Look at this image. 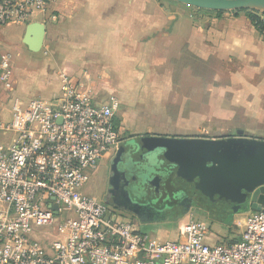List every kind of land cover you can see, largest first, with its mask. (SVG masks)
Listing matches in <instances>:
<instances>
[{
	"label": "crops",
	"instance_id": "1",
	"mask_svg": "<svg viewBox=\"0 0 264 264\" xmlns=\"http://www.w3.org/2000/svg\"><path fill=\"white\" fill-rule=\"evenodd\" d=\"M35 22L46 26L41 97L26 99L12 56L14 95L24 102L56 97L66 75L98 104L119 98L122 141L131 135L219 140L238 131L264 140V39L245 12L217 14L174 0H64L34 15ZM26 29L7 26L0 34L23 44ZM0 53H8L1 43ZM150 125L162 127L146 130ZM189 215L209 226L210 245L240 239L232 229L228 238L212 232L203 218L216 221L196 208L153 224L123 216L166 242L179 238L177 222Z\"/></svg>",
	"mask_w": 264,
	"mask_h": 264
},
{
	"label": "built area",
	"instance_id": "2",
	"mask_svg": "<svg viewBox=\"0 0 264 264\" xmlns=\"http://www.w3.org/2000/svg\"><path fill=\"white\" fill-rule=\"evenodd\" d=\"M63 1L0 0V29ZM15 91L12 55L0 53V264H264V209L237 223L235 243L208 244L194 215L163 242L83 192L122 142L117 96L98 104L66 75L50 100Z\"/></svg>",
	"mask_w": 264,
	"mask_h": 264
},
{
	"label": "water",
	"instance_id": "3",
	"mask_svg": "<svg viewBox=\"0 0 264 264\" xmlns=\"http://www.w3.org/2000/svg\"><path fill=\"white\" fill-rule=\"evenodd\" d=\"M174 1L201 10L264 14V0ZM45 37L46 26L35 22L27 26L23 44L39 53ZM117 157L126 159L122 170L127 159L132 160V171L144 185L130 183L135 198L127 191L117 200V207L135 216L139 224L163 221L167 204L180 211L206 210L220 223L244 211L245 204L252 211L264 209V140L248 137L244 131L219 140L128 136L117 149Z\"/></svg>",
	"mask_w": 264,
	"mask_h": 264
},
{
	"label": "rangeland",
	"instance_id": "4",
	"mask_svg": "<svg viewBox=\"0 0 264 264\" xmlns=\"http://www.w3.org/2000/svg\"><path fill=\"white\" fill-rule=\"evenodd\" d=\"M38 20H41V19L40 18L34 19V21H38ZM0 36H1L0 37V43L3 46V50L5 52L12 54V56L15 59V65L18 69L17 75H16V78L18 80V86L21 85L23 88L26 87L28 90L25 93V96L27 97L26 99L41 97L40 87L42 86V83L40 82V80L38 81V78H39V74L41 72V68L46 64L47 57H48V54H47L48 52H46L47 51L46 45L43 47L41 52L32 53V52L28 51V49L25 47L24 44L15 42L14 37L9 36V35L7 36V34L6 35L0 34ZM18 86H17V88H18ZM149 127L152 128L153 131L158 132V131H160L162 126L150 125V126H146V130ZM139 132H141V131H139ZM111 154L106 155L105 159L100 163V166H99V169L97 170V172L94 175H91V178L89 181L90 185L85 186L83 188V192L84 191L86 192L87 188H89V193L86 192L87 195L90 198H93L98 202L104 203L103 193L101 190L102 188L99 185L95 184L94 181L97 180L98 178H100L101 173H102V169L105 167L106 160L108 159V157ZM249 213H250V209L246 210V211H241L236 216H231L225 223H217V222L209 221L207 219H204L205 216H204L203 220L207 221L209 224L213 225L212 232L217 233V234L226 235L228 238L229 237L228 232L230 229H232V231L234 232V235H236V236L242 234L243 229H242V227H239L237 225V223L240 220H245ZM122 218L125 221H128L125 218V216H123V215H122ZM129 219H130V217H129ZM130 220L133 221L132 218ZM177 223H178V227H179L180 221H178ZM174 226L175 225L171 226L172 229H174ZM146 230H148V229H146ZM145 233H148L152 236L155 235V233L151 232V231H147Z\"/></svg>",
	"mask_w": 264,
	"mask_h": 264
},
{
	"label": "flooded vegetation",
	"instance_id": "5",
	"mask_svg": "<svg viewBox=\"0 0 264 264\" xmlns=\"http://www.w3.org/2000/svg\"><path fill=\"white\" fill-rule=\"evenodd\" d=\"M133 136V135H131ZM135 136V135H134ZM139 136V135H138ZM143 136V135H141ZM121 145V144H120ZM120 147V146H119ZM126 159H119L117 157V150L110 156V158L107 160L105 167L102 169V173L100 178L94 181L95 184L99 185L102 189L103 193V199L104 203L108 205L113 210L118 211L121 215H125L126 217L132 218L133 221H137V218L127 211L123 210L122 208L117 207V200L120 198H124V193L129 191L132 193L133 197L135 198V191L134 187H129L128 185L130 183L139 184L144 187L141 180H138L137 177L133 173L132 169V160L127 159L126 168L125 170H122L120 168L121 163ZM129 160V161H128ZM120 169L121 171H119ZM161 189H164L163 185L160 187ZM155 188H152L151 190H154ZM149 189V191H151ZM119 198V199H118ZM160 205L165 206L164 203H161ZM168 207V212L166 215V220H173L176 219L180 214L188 212L190 209H186L185 211L175 210L173 209L174 205H166ZM244 211L249 210L250 206L248 204H245L242 206V210ZM252 210L250 209V212Z\"/></svg>",
	"mask_w": 264,
	"mask_h": 264
},
{
	"label": "trees",
	"instance_id": "6",
	"mask_svg": "<svg viewBox=\"0 0 264 264\" xmlns=\"http://www.w3.org/2000/svg\"><path fill=\"white\" fill-rule=\"evenodd\" d=\"M207 11V10H205ZM214 12V11H211ZM217 14H222L221 11H215ZM239 12H245L250 20L253 22L255 27L258 29L260 34H263L264 32V14L258 13V12H252V11H236L235 14H238ZM184 215V213L180 214L176 219H178L180 216Z\"/></svg>",
	"mask_w": 264,
	"mask_h": 264
}]
</instances>
